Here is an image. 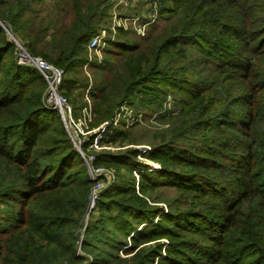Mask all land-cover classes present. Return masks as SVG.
<instances>
[{
  "label": "trees",
  "instance_id": "16d2710c",
  "mask_svg": "<svg viewBox=\"0 0 264 264\" xmlns=\"http://www.w3.org/2000/svg\"><path fill=\"white\" fill-rule=\"evenodd\" d=\"M108 2L0 0V19L24 41L31 54L63 69L60 90L71 94L73 89H79L81 97L73 110L84 105L85 91L92 99L93 113L100 118L109 117L122 102L137 111L145 110L155 103L160 106L157 94L184 91L189 99L182 101V131L190 128L198 132L201 146L171 144L162 152L166 144L152 145L146 153L159 160L160 168L154 174L139 173L137 184L131 174L138 165L136 151L97 155L95 164L115 163L124 166L129 175L124 178L118 174L117 178L115 174L112 185L96 199V208L105 209L106 214L87 223L82 253H78L77 235L94 182L83 159L72 148L58 111L43 106L44 79L35 68L12 61L14 46L0 28V200H10V216L0 227V264H111L121 260L116 254L118 244L108 245L99 236L112 220L115 206L118 218L125 224L131 221L126 212L132 211L135 216L152 213L136 194L145 182L154 183L152 175L202 200L204 210L186 213L188 218H209L205 219V231L195 224L188 228L208 241L201 244L205 252L198 259H188L192 264H239L233 257L241 254V247L247 250V264H264V143L255 138L264 108L254 89L245 85L253 73L244 54L253 42L247 28L226 19L217 22L216 32L208 35L206 31L191 30L182 17L166 15V23L153 26L135 41L128 39L129 31L118 27L116 36L105 43L101 60H89L86 44L107 23L104 16ZM229 2L235 4L237 0ZM201 20L197 17L193 23L199 25ZM195 43L202 52L207 50L208 56L221 59V65L234 68L237 78L244 82L238 91L242 94L236 93L233 99V103L245 106L243 117L230 119L227 109L217 105L221 100L214 97L201 109L204 80L194 81L195 71L187 67L186 74L183 69ZM122 63L126 69H117ZM85 64L90 72L95 70L92 77L82 69ZM159 82L166 89L160 88ZM213 109L215 112L209 113ZM135 124L126 126L124 120L120 121L112 129L113 135L125 138ZM179 128L176 125L172 133L178 134ZM222 128H228L229 133L216 136L217 131L223 132ZM173 164L188 166V171H179ZM175 226L186 229L179 222ZM142 227L147 234L141 235L140 229L131 233V249L141 240H150L149 233H154L148 225ZM130 232L124 231V235ZM99 245L106 246L100 249ZM201 245L190 238L187 247L192 250ZM149 252L142 250L135 264L152 261ZM180 260L169 256L164 264H183Z\"/></svg>",
  "mask_w": 264,
  "mask_h": 264
},
{
  "label": "rangeland",
  "instance_id": "374dc122",
  "mask_svg": "<svg viewBox=\"0 0 264 264\" xmlns=\"http://www.w3.org/2000/svg\"><path fill=\"white\" fill-rule=\"evenodd\" d=\"M166 15H171L173 18L182 17L187 21L191 30L206 31L208 35L216 32L217 28L215 25L217 22L226 19L228 22H233L237 25H244L253 40L250 47L244 52L247 59H249V63H251V69H253L252 77L246 80L245 85H250L252 89H254L260 99L258 102L263 104L261 109L264 108V86H262L264 85V82H262L264 79V0H237L235 4H231L229 0H109L105 7L104 16V19H107V23L103 25V28L106 29V31H109L112 25L117 28L121 27L123 30L129 31L128 39H130V41H135L140 39V37L147 35L148 31L153 26L166 23ZM197 17H202L199 25L193 23L197 20ZM0 21L6 26L7 30L11 32L13 37L17 38L22 43L23 48L29 52L24 45V41L19 38L16 33L10 30L8 24L3 22L2 19H0ZM122 25H124V27ZM0 28L3 30L4 38L14 46L9 32L2 27ZM115 32L117 33V30H115ZM199 43L194 44L193 51L188 56V59L185 60L183 69L186 68L184 72L186 74L189 73L188 69L195 71L194 73H196L197 76L194 81L198 82L201 78L204 80L201 91L205 95V98L201 101V109L202 106H207L210 99H213L212 97H214L217 101L219 99L221 100L217 105H220V107L223 106L227 109V114H229L228 117H230V119L232 118L233 120L235 117H238V119L243 117L245 106L233 103V99L237 97L238 94L236 93H239L238 91L243 89L244 82L237 78L236 71H233L234 68L221 65V59H214V57L208 56L206 54L207 50L203 52L199 50ZM237 47H240V44H237ZM241 47H243V43ZM184 49H190V46H184ZM16 54L17 51L13 48L12 61L17 65L26 66L18 63ZM102 56V51L98 55L94 52L87 51V57L89 60L93 58L101 60ZM27 67L30 66L27 65ZM187 67L189 68L187 69ZM82 69H84L87 75L90 73V77L95 73V70L90 72L89 69L91 68H88L87 64H85ZM117 69H126V64L122 63ZM187 79L191 80V78L188 77L186 80ZM157 84H159L160 88L166 89V86H163L161 82ZM187 87L188 89H191L190 84L188 83ZM78 94L79 89H73L71 94L64 89L59 91V95L64 96L72 106L73 116L76 118L81 115V109L73 110L74 104H77L78 106L81 103V97ZM85 94H87V91L84 92L82 97L83 100L85 99ZM239 94H242V92ZM157 97L161 99L160 106L155 103L151 105V108L137 111L134 106L122 102L117 108L112 110L109 117L104 118H100L97 114L93 113V108L91 106V116L89 119L85 120L83 125H81V127H83L82 133H77V138L81 140L86 139L84 144H80L79 148L82 149L84 154L94 155L92 165L95 164L97 155L102 153H110L114 155L115 153L121 154L125 151H136L137 154L134 158L138 165L132 168L131 174L135 178V183L137 184L139 173L145 172L154 174L160 168L159 160H155L147 155L150 149H152V145L159 143L166 144L167 147L162 152L167 151L172 146L171 144L180 147L184 145L201 146V136L198 132H195L190 128L182 131L185 121H182V118H180V113H182L184 109L182 101L186 99V93L184 91L178 92L166 90L163 94H157ZM42 99L43 106L46 109H52L47 106L43 95ZM187 99H189V96ZM190 102L192 101L190 100ZM119 110L121 111L119 122L123 121L127 116L141 112L140 121L136 122L133 127L127 130L129 134L125 138L116 134L113 135L114 133L111 129V120ZM214 112L213 109L209 113ZM221 113L222 112L218 115L220 116ZM203 118L205 117L203 116ZM175 119H177L176 122ZM105 123L109 124L105 127V134L102 135L103 138L98 140L97 147H91L90 145L94 142V138L97 136L99 129ZM118 125L119 123L117 126ZM176 125L180 126L178 134L172 133V129ZM63 126L68 134V130H71L70 126ZM201 127H204L203 124H201ZM222 129L223 132L220 133V131H217L218 133L216 136L219 137L229 133L226 132L228 128ZM229 131L232 134L238 135L236 130L231 129ZM255 133L257 141L264 143V116L262 117V122L256 125ZM55 137L59 138L60 136L56 135ZM110 137L113 138L110 139ZM77 138L74 136L73 139L77 142ZM70 141L72 143V148L77 151L73 141L71 139ZM142 145L149 146L150 149L147 153L145 152V154L143 153L141 156H138V148ZM83 162L85 165V161ZM95 165L103 167L104 170H110L114 173V176L117 174V178L119 175L124 176V178H127L129 175V171L124 168V166L115 163L105 162ZM156 166H158V168ZM175 166L179 171H188V166L183 164L172 165V167ZM151 177L153 178L152 180L154 183L145 182L143 188L139 189L140 191H137L136 194L139 195L138 197L145 200L148 211L151 210L152 213L146 215L137 214V216H135L132 211L126 212L125 216L131 221L125 224L120 218H118V208L115 206L112 209L114 210V214H112V220L114 221L110 219L105 225V230L99 236L102 240L107 242L108 245L117 243L119 246L116 254L121 260L111 262V264H135L138 254L146 249L150 250L149 255H151L152 261L144 264H164L169 256L172 259H182L179 261L180 263L192 264V261L189 260L194 261L198 259L197 257L205 252L203 248H200L202 247L201 244L208 243V241L201 240L202 237L196 233V230H189L188 228L191 227L192 229V225L195 224L196 227L199 226L201 230L205 231V219L209 220V218L198 216L188 218V214L186 213L188 211H196L197 209L204 210L201 204L202 200L188 191L178 189L172 184H168L163 178H157L155 175H152ZM89 206L90 201L87 204L83 222L77 235L76 249L78 253H82L80 246L82 244L83 232L87 223L106 214L105 209L96 208V201L91 208ZM165 213L169 214L164 216ZM9 216L10 200L5 203L3 200H0V227L5 225L6 221H4V219H7ZM151 218L152 221L149 220ZM177 222L186 229L175 226V223ZM141 224L148 225L149 229L154 233H149V236L151 237L150 240H141V242H137L134 249H131L134 245L133 239L130 238L132 235L131 233H136L138 232L137 230L140 229L139 232L141 235L147 234V230L145 229L146 226L142 227ZM124 231L131 232L129 235H124ZM190 238H193V241H196L197 245L201 246H197L199 248L192 250L189 249L187 245ZM105 246L106 245H99L98 247L101 249ZM169 249L170 252L168 251ZM241 250V254L233 257V259H237L239 264H247V250L243 247H241ZM225 256L227 257V255ZM88 262H90V259ZM57 264L68 263L60 261Z\"/></svg>",
  "mask_w": 264,
  "mask_h": 264
},
{
  "label": "built area",
  "instance_id": "2783aa9c",
  "mask_svg": "<svg viewBox=\"0 0 264 264\" xmlns=\"http://www.w3.org/2000/svg\"><path fill=\"white\" fill-rule=\"evenodd\" d=\"M124 27V25H122ZM0 27L7 30L6 26L0 21ZM117 27L111 26L109 31L102 28L97 33L92 35V37L88 40L86 44V48L88 52H94L97 55L102 51L105 43L108 39L113 38L115 34V30ZM8 31V30H7ZM13 43L14 49L17 51V60L19 64L28 65L30 67L35 68L42 78L45 80L46 87L43 93L44 99L46 101L47 106L51 107L58 111L63 125L65 127L70 126L71 130H68V135L70 139L73 141L74 146L77 148V151L83 161H85L87 174L89 175L90 179L93 180V185L91 187L90 193L88 195V203L90 201V208L98 198L101 192L106 190L114 181V173L110 170H104L103 167L97 166L95 164L92 165V161L94 159V155L91 154H84L82 149L79 148L80 144L86 141V139H78L77 133H82L81 125L84 124L86 119H89L91 116V99L88 94H85L84 105L81 107V115L79 117L73 116L72 106L69 104L67 99L59 95L60 85L62 83L63 78V69L59 66H56L49 61H46L41 56L32 55L27 52L24 48L22 43L13 35L10 31H8ZM123 108V107H122ZM121 111H117L115 117L111 120L112 126L111 129L115 128L119 123V116ZM126 117V116H125ZM141 119V112L134 113L133 115L127 116L124 119L125 125L129 126L136 122H139ZM110 123V124H111ZM109 123H105L99 129L97 136L94 138V142L91 143V147H97L98 140L102 139V135H104L105 127ZM74 136L77 138V142L73 139ZM82 144V145H83ZM94 144V145H93ZM150 149L149 146L142 145L138 148V156L147 152ZM158 168V166H156Z\"/></svg>",
  "mask_w": 264,
  "mask_h": 264
}]
</instances>
